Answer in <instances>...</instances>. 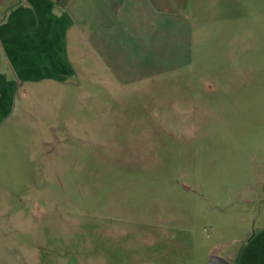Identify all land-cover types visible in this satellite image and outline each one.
<instances>
[{"label": "rangeland", "instance_id": "obj_1", "mask_svg": "<svg viewBox=\"0 0 264 264\" xmlns=\"http://www.w3.org/2000/svg\"><path fill=\"white\" fill-rule=\"evenodd\" d=\"M198 13L160 67L77 39L70 70L2 100L0 264L264 259V0Z\"/></svg>", "mask_w": 264, "mask_h": 264}, {"label": "crops", "instance_id": "obj_2", "mask_svg": "<svg viewBox=\"0 0 264 264\" xmlns=\"http://www.w3.org/2000/svg\"><path fill=\"white\" fill-rule=\"evenodd\" d=\"M207 1L67 0L62 8L57 0H0V57L12 74L7 78L0 72V103L23 78L70 70L68 56H77L82 46L77 39L88 40L83 47L95 63L108 65L112 57L117 65L138 70L160 67L162 41L179 34L188 39L187 18L199 14ZM251 242L264 247V236ZM233 260L264 264V259Z\"/></svg>", "mask_w": 264, "mask_h": 264}, {"label": "water", "instance_id": "obj_3", "mask_svg": "<svg viewBox=\"0 0 264 264\" xmlns=\"http://www.w3.org/2000/svg\"><path fill=\"white\" fill-rule=\"evenodd\" d=\"M204 264H233L226 258L222 256H218L216 254H211L210 257L207 259V261Z\"/></svg>", "mask_w": 264, "mask_h": 264}, {"label": "trees", "instance_id": "obj_4", "mask_svg": "<svg viewBox=\"0 0 264 264\" xmlns=\"http://www.w3.org/2000/svg\"><path fill=\"white\" fill-rule=\"evenodd\" d=\"M66 2L67 0H57V4L62 8L66 5Z\"/></svg>", "mask_w": 264, "mask_h": 264}, {"label": "flooded vegetation", "instance_id": "obj_5", "mask_svg": "<svg viewBox=\"0 0 264 264\" xmlns=\"http://www.w3.org/2000/svg\"><path fill=\"white\" fill-rule=\"evenodd\" d=\"M143 264H145V263H143Z\"/></svg>", "mask_w": 264, "mask_h": 264}]
</instances>
